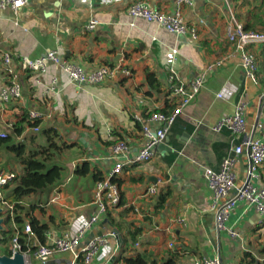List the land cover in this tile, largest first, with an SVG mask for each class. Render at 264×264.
<instances>
[{"label": "crops", "instance_id": "obj_1", "mask_svg": "<svg viewBox=\"0 0 264 264\" xmlns=\"http://www.w3.org/2000/svg\"><path fill=\"white\" fill-rule=\"evenodd\" d=\"M133 1L136 0H27L17 13L0 10V53L11 51L33 59L55 48L63 58L87 70L115 63L130 70L127 76L78 88L52 63L41 75V83H36L30 70L12 67L21 81L22 97L0 105V130L10 133L9 124L16 121L18 108H23L49 113V117L42 118V124L53 125L60 135L64 131L72 134L67 141L71 147L65 151H74L73 157L67 162L69 168L59 184L29 196L41 209L37 217L48 224L46 243L61 236L64 230L75 231L97 208L91 174L78 175L75 168L86 161L91 170L97 169L104 176L114 162L113 143L124 140L128 149L122 156L125 165L118 177L122 179L119 187L125 204L111 210L114 223L108 220L101 228L100 222L107 218L101 216L85 238L92 230L106 234L116 228L126 246L124 256L140 253L156 264L168 260L174 264H194L216 254L223 264H232L239 262L244 251H251L262 260L258 251L264 246V214L244 200L236 202L227 221L238 236L225 230L217 234L213 225L211 234L219 248L211 244L204 217L211 210V191L204 171L207 167L218 169L222 158L231 154L240 140L226 128L213 130L214 125L231 114L236 102L242 100L250 127L260 103L264 102L258 98L260 93L264 94V44L251 47L260 65L259 84L254 85L245 78L239 55L227 39V29L235 21L243 25L264 22V0H196L193 5H185L183 17L187 25L197 26L196 38L187 34L175 36L142 18H131L127 8ZM143 1L165 12H172L176 4V0ZM93 16L99 23L93 30H87L86 23ZM174 47L178 49L173 64L176 81L189 85L194 77L203 74V86L170 127L165 138L169 149L153 150L152 159L139 164L134 160L145 138L136 127L134 115L148 117L151 112L176 102L170 91L164 56ZM146 67L156 74L161 91L153 89L146 93L149 90L145 83ZM53 77L57 80L51 91L48 86ZM9 79L10 74L0 66V87ZM221 88L231 90L232 96L217 97ZM261 108L255 134L264 139V107ZM238 159L236 186L246 174L247 167H243L247 164L246 153L242 151ZM259 172L256 183L264 184V163ZM149 176L157 181H150ZM151 185L157 191L153 196L147 191ZM160 192L166 194L161 204L157 203ZM178 218H183L184 223ZM135 229L139 232L132 240L130 231ZM119 254L120 248L112 237L90 264H106L112 255L115 259L111 264H125ZM55 258L72 261L74 255L66 252Z\"/></svg>", "mask_w": 264, "mask_h": 264}, {"label": "built area", "instance_id": "obj_2", "mask_svg": "<svg viewBox=\"0 0 264 264\" xmlns=\"http://www.w3.org/2000/svg\"><path fill=\"white\" fill-rule=\"evenodd\" d=\"M195 1L176 0L175 9L172 12H165L151 6L146 1L136 0L128 6L127 13L133 19L142 18L175 36L187 34L191 38H196L197 26L187 25L182 13L185 5H193ZM26 3L27 0H0V10H10L13 13H17ZM199 22H202V20ZM98 23V18L93 16L88 20L85 28L93 30ZM227 39L233 44L235 52L239 55L240 66L245 78L254 85H258L259 64L255 53L251 51V47L264 44V31L246 30L242 23L235 21L227 29ZM177 53L178 49L174 47L167 50L164 54L169 69L168 82L172 94L177 98L175 108L169 114L161 111L151 112L147 118L139 114L134 115V119L141 123L140 131L145 138L144 145L135 157L134 161L136 163L144 164L152 159L153 155L150 148L156 143L164 141L177 116L203 86V74L194 77L189 85L176 81L177 75L173 64ZM48 63L59 66L66 73L69 82L78 88H82L86 84H97L106 79L130 74V70L120 63L101 64L87 70L82 65L63 58L59 50L55 48L47 49L44 54L33 59L20 56L15 52L3 51L0 53V66L10 74V79L7 84L0 87V105L17 101L22 97V84L18 75L12 69V67H15L13 65L30 70L35 76L36 83H41V75L47 72ZM56 80L57 78L53 77L49 82L48 87L51 91H54ZM232 94L231 90L221 88L216 95L217 97L230 98ZM258 98L259 101H264V94L260 93ZM260 105L264 107V102H261ZM49 116V113H43L36 109L28 110V118L30 120H42V118ZM153 123H156L155 127H153ZM9 125L12 127V124ZM222 128L230 130L239 136L240 140L231 149L232 153L222 158L219 168H205L204 176L211 191L210 209L215 210L213 225L216 233L225 230L231 236H238L234 229L227 226L231 211L238 200L246 201L259 214H264V184L256 183V180L260 178L259 168L264 163V139L255 134L258 124L255 127L253 124L250 127L248 126L245 102L242 100L236 102L233 112L221 118L214 125L213 130L220 131ZM31 129L36 132L39 130V126H33ZM6 133L0 130V136H5ZM243 148H246L247 170L244 178L236 186V194L231 196L230 189L235 181V167L238 164V157L242 153ZM111 149L112 158L114 159L112 167L102 179L94 182L93 197L97 206L95 212L84 219L75 231L64 230L61 236L54 238L50 243H41L33 233L30 224L26 222L23 228V240L21 241L18 232H15L11 238L9 256L14 255L15 252H21L24 256L25 264H29L31 259L41 264L43 261L55 259L58 254L71 252L74 255V260L71 262L77 261L81 257L82 261L80 264L91 263L98 250L108 245L110 239L114 237L109 232L101 237H95L87 244L80 246L89 230L100 220L101 216L105 215L106 207L114 206L120 198L119 186L112 178L119 176L123 171L125 163L122 160V156L127 151L128 145L124 140H116ZM16 175L17 173L12 170L0 168V208H2V212L7 209L11 218L13 216L14 203L17 200H14L7 193L12 188ZM147 191L152 196L157 192L153 185L148 187ZM178 221L184 223L183 218H178ZM13 227H15L14 223ZM77 247L80 249L76 250ZM194 264H223V262L220 255L216 254L213 257H203Z\"/></svg>", "mask_w": 264, "mask_h": 264}, {"label": "trees", "instance_id": "obj_3", "mask_svg": "<svg viewBox=\"0 0 264 264\" xmlns=\"http://www.w3.org/2000/svg\"><path fill=\"white\" fill-rule=\"evenodd\" d=\"M254 25L255 22H252L251 24L247 23L243 25V27L246 30H255ZM261 29L262 30L259 31H264V22H262ZM253 47L254 46H252V48ZM262 49L264 54V45ZM144 75L145 83L149 88V90L146 91L147 94H150L153 89L161 91V84L153 70L146 67L144 69ZM175 106L176 103L174 102L156 111L169 114ZM15 117L16 121L12 124V131L6 133L5 136H0V148L5 149L6 152L11 154L14 162L18 163L22 168V171L14 178L12 188L8 193L14 200H17V202L14 203L12 216L15 227H13L12 223L13 228L11 230L5 228L0 230V255H9L10 249L5 247L4 244L8 239L11 240L15 232H18L21 241L23 240V228L26 222L30 224L36 238L41 243L46 242L48 224L43 223L41 219L33 214V210L37 205H28L24 199L31 194L51 188L61 181L63 177V168L60 164L55 162L54 155L63 148L71 147V144L64 142L60 133L54 126L42 124L41 119L30 120L26 109L18 108ZM143 117H147V115L144 114ZM33 126H39V132L36 131V134L32 133L29 136L24 135L26 133V128H32ZM136 127L141 129V123L136 121ZM18 137H20V139H18ZM75 173L81 176L91 174V178L94 182L103 178L100 174L101 172L97 169L91 170L86 161H83L75 168ZM112 180L116 182L118 186L121 185L122 179L118 176L113 177ZM119 194L120 198L118 203L111 207L107 206L105 211L107 219L112 223L115 222V217L111 214V210L125 204L124 193L120 190V187ZM165 198L166 194L160 192L157 203L161 204L165 201ZM138 232L139 229L130 231V239H136V234ZM124 247L126 246L123 245L120 247L119 255H121V259L125 264H156L154 261L148 262L140 253H136L133 256H124L122 254ZM258 252L263 256L262 260H259L251 251H244L238 264H264V246L261 247ZM77 261L81 262V257H79ZM165 264H174V261L168 260Z\"/></svg>", "mask_w": 264, "mask_h": 264}, {"label": "water", "instance_id": "obj_4", "mask_svg": "<svg viewBox=\"0 0 264 264\" xmlns=\"http://www.w3.org/2000/svg\"><path fill=\"white\" fill-rule=\"evenodd\" d=\"M261 111H262V108L260 106L257 109V113L253 117V120H252L253 121L252 124L254 125V127L258 124L259 115L261 114ZM165 142H166V139H164V141H162V142L156 143L155 145H153L150 148V151L157 150V149H169ZM245 152H246V148H243V153H245ZM243 167L246 168L247 164H243ZM148 179L152 182L157 181V178L154 176H149ZM236 184L237 183L234 181V185L230 189L231 196H234L237 192ZM1 212H2V208H0V214H1ZM214 213H215V210H209V211L205 212L204 217L206 219V225H207L206 231H207L208 238H209L211 244L213 245V247L218 249L219 243L214 240V237L211 234V228L213 227L212 218H213ZM4 221H5L4 217L0 216V230L3 229ZM107 222H108V219L106 217L103 218L102 221L100 222L101 228H104V224ZM109 232L114 235V237L117 241V248H120L123 245V240H122V236L120 235L119 231L116 228H111V230ZM103 234L104 233L102 230H92L87 235V237L82 241L80 246L87 244L90 240L94 239L95 237H101ZM217 234H219V233H217ZM114 259H115V256L112 255L108 259L106 264H111ZM0 264H25V259H24V256L21 252H15L14 255H12V256L3 254V255H0ZM41 264H80V263L78 261L71 262L70 260L63 262V261L59 260L58 258H55V259H51L48 261H43Z\"/></svg>", "mask_w": 264, "mask_h": 264}, {"label": "rangeland", "instance_id": "obj_5", "mask_svg": "<svg viewBox=\"0 0 264 264\" xmlns=\"http://www.w3.org/2000/svg\"><path fill=\"white\" fill-rule=\"evenodd\" d=\"M262 28V21H255V30H262L261 29ZM251 51H253L252 49H251ZM13 102V101H12ZM7 104V103H6ZM53 126V125H52ZM27 132L24 134V135H26V136H29L30 134H36L37 132H35L33 129L31 130V128H29V127H27ZM39 132V131H38ZM61 133V132H60ZM62 134H63V136H62ZM61 134V138L63 139V138H67V139H65L64 140V142L65 143H67V144H69L67 141H69V140H71L70 139V136H72V134H71V132H69V131H64L63 133ZM69 138V139H68ZM68 149V148H67ZM66 150V148H63L62 150H60L58 153L56 152L55 153V155H54V160H55V162H57L58 164H61V166H62V168H63V174H64V171H65V169H67L68 170V168H69V166L67 167V162H69V159L71 158V157H73V155H72V153L74 152V151H71V149L70 150H67V151H65ZM66 160V162H64V163H61L62 161L61 160ZM3 168L4 170H7V169H9V170H12V171H14V172H16V173H20L21 171H22V168H21V166L18 164V163H16V162H14V160H13V157H12V155L11 154H9L8 152H6V150L5 149H3V148H0V168ZM71 182V181H70ZM69 182V183H70ZM59 183H56L55 184V186L56 185H58ZM53 187V186H52ZM8 194V193H7ZM34 194H36V193H34ZM32 195V194H31ZM33 196H35V195H33ZM34 199V198H33ZM33 199H31V198H29V196H27V197H25V199H24V201H26L27 202V204L28 205H33L34 203H33ZM37 201V200H36ZM34 205H36V204H34ZM33 214L35 215V216H38L39 214H41V209L40 208H38V207H35L34 208V210H33ZM0 216L1 217H4V219H5V221H4V223H3V228H5V229H7V230H11L13 227H12V218L8 215V210L7 209H4V211L0 214ZM5 247H7V248H10L11 247V240L10 239H8L6 242H5ZM65 255V254H64ZM79 262V261H78ZM80 263V262H79ZM29 264H39V262L38 261H36V260H33V259H31L30 261H29ZM232 264H238V261H237V263L236 262H233Z\"/></svg>", "mask_w": 264, "mask_h": 264}]
</instances>
